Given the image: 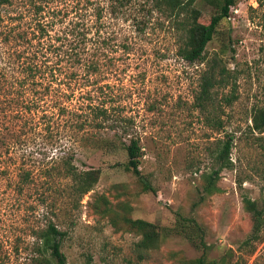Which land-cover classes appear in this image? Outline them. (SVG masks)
<instances>
[{
  "label": "rangeland",
  "instance_id": "1",
  "mask_svg": "<svg viewBox=\"0 0 264 264\" xmlns=\"http://www.w3.org/2000/svg\"><path fill=\"white\" fill-rule=\"evenodd\" d=\"M180 3L179 12L166 0L0 5V264H35L34 234L50 222L66 233L68 264H183L203 250L172 232L180 216L201 225L211 259L264 264V242L253 256L239 252L252 230L245 197L264 205V131L252 130L264 105V0H237L196 63L179 53L188 11L200 9L208 24L219 8ZM207 76L222 129L196 104ZM64 92L71 100L61 112ZM229 137L231 166L221 168ZM132 138L138 172L122 149ZM68 162L101 172L85 196L74 192ZM215 171L218 190L206 194ZM105 199L113 219L99 210ZM123 215L169 233L142 250Z\"/></svg>",
  "mask_w": 264,
  "mask_h": 264
},
{
  "label": "trees",
  "instance_id": "2",
  "mask_svg": "<svg viewBox=\"0 0 264 264\" xmlns=\"http://www.w3.org/2000/svg\"><path fill=\"white\" fill-rule=\"evenodd\" d=\"M218 6L219 12L211 18L208 24L199 21L201 10L197 8H191L188 11L190 14L189 21H185L184 37L182 44L179 49L181 57L189 63H196L204 61L205 51L207 46L214 40L215 35L218 31V27L222 20L230 18L231 9L236 5L237 0H211ZM10 0H0V5L8 4ZM167 5L174 12H179V7L183 10L184 5L180 3V0H166ZM34 67L30 73L34 75ZM94 70H98V66L93 64L91 66ZM37 68V67H36ZM215 78L212 76H207L204 79L202 89L200 93L195 97L197 107L202 111L211 113L215 112V117H211V121L216 123L217 127L221 129L224 128V119H221L217 115L218 105L216 99L212 96V88L215 86ZM63 104L59 107L61 112L66 110L65 100H71V95L63 93ZM236 100V96L232 95L226 98L227 105L233 104ZM96 115L100 117L101 115H106L107 109H102L101 107H96ZM252 130L262 132L264 131V105L257 107L254 111L253 116V126ZM105 145H108V149L115 151V145L109 140L106 141ZM233 143L232 139L229 137L228 140L224 141L222 149L219 151L217 158L218 164H221V168H227L231 166L230 156L232 151ZM126 150L129 158L128 168L138 172L140 158H141V147L139 146V141L132 138L129 144H123L122 149ZM68 174L72 181L74 182V192L85 196L93 190V187L99 180L101 172L99 170H87L79 171L72 163H67ZM219 175V171L212 172L207 176L203 191L206 194H212L218 190L216 186V181ZM28 179V175H25ZM146 188L154 191L153 187L148 183ZM105 199L104 205L99 210L102 215H111L114 211L109 208V204ZM245 206L248 212L251 214L252 230L249 236L239 247V252L243 253V250H248L249 255L253 256L257 252V245L264 242V205L260 206L257 201L251 200L245 197ZM124 221L125 229L128 231H134L141 236L138 246L142 250H154L159 247L162 238L166 237L169 231H162L156 227L151 222L144 219H132L127 215L122 216ZM122 223V226H123ZM123 226V228H124ZM119 228V227H118ZM172 232L178 236L183 237L188 242L194 244L196 248L202 249L203 254L194 259L186 260L183 264H224V260L211 259L208 254V247L204 242V232L201 225L194 219H187L186 217L180 216L177 220L176 228ZM66 236V233L58 228L54 223H49L47 227L38 229L35 234L33 262L35 264H68L66 255L62 251V242ZM234 251H231V254ZM242 258V257H241ZM239 264V260L237 261Z\"/></svg>",
  "mask_w": 264,
  "mask_h": 264
},
{
  "label": "built area",
  "instance_id": "3",
  "mask_svg": "<svg viewBox=\"0 0 264 264\" xmlns=\"http://www.w3.org/2000/svg\"><path fill=\"white\" fill-rule=\"evenodd\" d=\"M257 4H258V2H256V3L254 4V6L256 7V6H257Z\"/></svg>",
  "mask_w": 264,
  "mask_h": 264
}]
</instances>
